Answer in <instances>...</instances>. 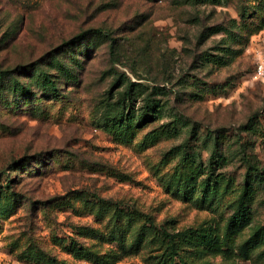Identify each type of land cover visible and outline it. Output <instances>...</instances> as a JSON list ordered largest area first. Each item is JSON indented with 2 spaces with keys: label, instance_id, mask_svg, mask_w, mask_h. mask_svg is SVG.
<instances>
[{
  "label": "rangeland",
  "instance_id": "obj_1",
  "mask_svg": "<svg viewBox=\"0 0 264 264\" xmlns=\"http://www.w3.org/2000/svg\"><path fill=\"white\" fill-rule=\"evenodd\" d=\"M196 1L0 0V264H264V233L240 252L264 227V0ZM216 25L240 35L225 66ZM129 84L160 114L106 132Z\"/></svg>",
  "mask_w": 264,
  "mask_h": 264
},
{
  "label": "trees",
  "instance_id": "obj_2",
  "mask_svg": "<svg viewBox=\"0 0 264 264\" xmlns=\"http://www.w3.org/2000/svg\"><path fill=\"white\" fill-rule=\"evenodd\" d=\"M213 2L215 4H219V0H197L196 2L198 3H206V2ZM243 17V16H242ZM233 25L236 27V22H233ZM223 34L224 36H229L231 37V42L226 43V39H222V45H224L223 48H217L212 50V52H218L220 51L224 55H220L219 53H212L209 54V56L206 58V61L208 63H213L215 65H222L225 66L227 65L228 60H223L222 57L226 55L229 56L230 59L234 58L239 50L233 49L231 47H227L228 44H236L238 41L240 42V35H235L233 34V31L230 30L228 27H221V26H212L209 28H206L204 32L201 34L203 38H209L214 35H219ZM83 35L78 36L79 39H81ZM57 66L61 69V65L57 63ZM64 73V71H62ZM52 76L48 74H41L38 75L37 77V82H40V86L43 89H48V88H53L55 86V81L52 80ZM134 86L129 84L128 88H126V91L123 95V98L121 99V102L117 105L116 104V109L113 113H108L109 110L104 114L103 120H104V129L106 132H113L115 135H123L124 129L130 130L131 128H139L140 126H143L144 124H147L153 120H156L160 114V105L158 101H154L151 99L150 96H147L146 99L144 100V108L141 110H136L131 108V105H133V102H136V98L133 99L132 95L133 89L132 87ZM12 90L15 92H19V94L23 95L28 92V90L23 87L20 82L15 81L13 85L11 86ZM108 105V104H107ZM110 105H108V108ZM129 107V109H127ZM123 140V138H122ZM210 179H207L205 184L203 185V199L206 201V198H209L214 195L216 185L217 183L215 182L214 184H209ZM4 204L0 205V210L3 208ZM5 208V207H4ZM242 208V207H241ZM239 208L228 220L226 230L224 233V244L226 245L228 241L231 240L232 236L235 233L236 228L239 226V224L245 219L246 213L243 209ZM261 233H264V227H256L253 235L248 238L241 246H240V252L244 258L247 257V254L250 252L251 249L256 247L259 242V235ZM166 237L170 240V242H174L175 238H179V241L177 242V245H180L181 247L184 248H192L193 246H196L197 244H204L207 239L205 236L201 235L197 231L193 230H185L183 232H179L175 235H169L165 232ZM203 236V237H202ZM202 237V238H201ZM174 244V243H173ZM210 248L216 251L217 249L220 248L218 243H211ZM72 247V246H71ZM82 249H76L75 253L71 252L75 255H87L85 253H81ZM27 255H40V253H32L29 252ZM44 255V254H42ZM173 256H179L177 255V250H175L172 247L171 250V255L170 257ZM179 259L177 264H192L189 263L188 261ZM172 262V261H171ZM173 264V262H172Z\"/></svg>",
  "mask_w": 264,
  "mask_h": 264
},
{
  "label": "built area",
  "instance_id": "obj_3",
  "mask_svg": "<svg viewBox=\"0 0 264 264\" xmlns=\"http://www.w3.org/2000/svg\"><path fill=\"white\" fill-rule=\"evenodd\" d=\"M257 74L262 76L264 75V63H261L258 67Z\"/></svg>",
  "mask_w": 264,
  "mask_h": 264
}]
</instances>
